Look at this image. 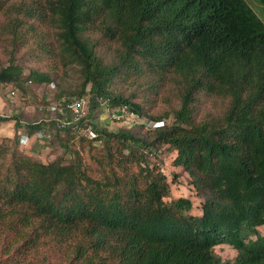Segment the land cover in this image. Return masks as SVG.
I'll use <instances>...</instances> for the list:
<instances>
[{
	"label": "trees",
	"instance_id": "obj_1",
	"mask_svg": "<svg viewBox=\"0 0 264 264\" xmlns=\"http://www.w3.org/2000/svg\"><path fill=\"white\" fill-rule=\"evenodd\" d=\"M0 49L4 94L34 81L88 98L78 122L46 121L44 101L24 125L64 157L0 140V264H264V22L245 0H0ZM104 106L145 122L98 128ZM161 149L199 214L165 201Z\"/></svg>",
	"mask_w": 264,
	"mask_h": 264
},
{
	"label": "rangeland",
	"instance_id": "obj_2",
	"mask_svg": "<svg viewBox=\"0 0 264 264\" xmlns=\"http://www.w3.org/2000/svg\"><path fill=\"white\" fill-rule=\"evenodd\" d=\"M255 13L264 22V1L263 0H245ZM4 52L0 49V65L6 63ZM26 74V73H25ZM89 84L86 85L88 90ZM17 92L12 97H7L4 94V88L0 89V115L5 116L6 120L0 122V140L3 137L15 138L19 140L17 150L21 154L32 156L34 159L48 163L53 161L58 156L64 157V151L59 144L42 139H38L36 134L26 138L24 133L25 123L31 122L35 116L42 115L40 110L46 109V106L55 101L53 99L54 88L48 83L38 84L34 81L28 83L25 93L16 89ZM47 101L46 106L43 102ZM87 102V98H86ZM99 113L97 122L98 128L105 127L109 130H116L119 127H138L145 122L144 117H136L135 115L128 116L121 120H115L110 117L111 111L104 108ZM54 117V113L48 111L44 117L45 120L50 121ZM17 123V124H16ZM36 137V138H35ZM150 163L157 164L163 174L166 176L167 182L170 187V194L165 198V201H170L174 198L183 196L188 197L192 202L190 213L199 214V197L196 195L194 188L190 183L188 174L179 166L172 164V152L169 150L161 149L157 155L150 158ZM258 232L264 235V225L258 227ZM254 237V236H252ZM214 251L222 260L233 262L236 250L227 244H218L214 246Z\"/></svg>",
	"mask_w": 264,
	"mask_h": 264
},
{
	"label": "built area",
	"instance_id": "obj_3",
	"mask_svg": "<svg viewBox=\"0 0 264 264\" xmlns=\"http://www.w3.org/2000/svg\"><path fill=\"white\" fill-rule=\"evenodd\" d=\"M15 92H17L15 89H10L6 91L5 95L7 97L8 96L12 97L15 94ZM86 98H87L86 96H81L74 100L64 103L52 101V103L47 106V109L49 112L51 111L52 113H54L53 118L56 119L58 126L63 127L73 122H78L87 115L88 98H87V102H86ZM111 110H110L111 111L110 117L112 116L113 119L115 120H121L127 118L128 116L134 115V113L128 110L127 107L125 106H120ZM57 113L59 115H57ZM92 121L96 122L95 120ZM147 124L150 127L160 126L163 124V121L162 120L151 121V122H147ZM84 130L90 138L95 137V131L92 129L91 126L87 125V127Z\"/></svg>",
	"mask_w": 264,
	"mask_h": 264
},
{
	"label": "clouds",
	"instance_id": "obj_4",
	"mask_svg": "<svg viewBox=\"0 0 264 264\" xmlns=\"http://www.w3.org/2000/svg\"><path fill=\"white\" fill-rule=\"evenodd\" d=\"M104 108H106L105 106H104ZM106 109H108V108H106ZM105 110V109H104ZM109 110H111V109H109ZM96 121V120H95ZM96 124H97V122H96Z\"/></svg>",
	"mask_w": 264,
	"mask_h": 264
}]
</instances>
